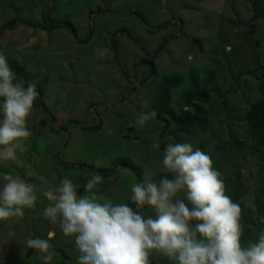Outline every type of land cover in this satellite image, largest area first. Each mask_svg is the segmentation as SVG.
<instances>
[{
  "label": "rangeland",
  "instance_id": "374dc122",
  "mask_svg": "<svg viewBox=\"0 0 264 264\" xmlns=\"http://www.w3.org/2000/svg\"><path fill=\"white\" fill-rule=\"evenodd\" d=\"M262 3L0 0V52L9 66L28 73L27 80L15 76L17 81L25 87L35 84L41 91L27 124L32 135L25 141L27 151L19 154L20 164L0 160V186L6 183L2 176L11 174L34 185L38 196L36 207L24 209L22 218L0 221V264H43L41 253L28 248L26 241L48 239L50 232L51 264H78L74 240L43 216L50 203L43 192L49 186L54 190L67 177L83 195L88 179L101 175L99 168L111 172L94 191L114 204H135L130 197L137 178L119 164L134 163L141 181L145 174L153 181L170 175L162 163L169 143H190L211 157L226 195L242 209V246L254 243L257 209L262 207L264 214V148L249 131L245 114L260 96L264 76V14L254 17ZM7 24L14 27L7 29ZM53 24L57 27L51 28ZM249 25L255 27L252 34H247ZM149 62L156 75L146 79ZM209 75L210 100L198 101L207 113L203 130L192 126L179 131L165 114L166 130L157 115L144 126L136 123L142 113H158L163 77L180 80L168 101V108L179 114L189 109L183 94L192 86L191 76L202 86ZM68 121L88 127L100 124L90 132ZM157 141L159 148L153 149ZM141 211L154 215L147 207ZM153 264L175 262L155 257Z\"/></svg>",
  "mask_w": 264,
  "mask_h": 264
},
{
  "label": "clouds",
  "instance_id": "9594fccd",
  "mask_svg": "<svg viewBox=\"0 0 264 264\" xmlns=\"http://www.w3.org/2000/svg\"><path fill=\"white\" fill-rule=\"evenodd\" d=\"M39 93L35 84L27 87L16 80L6 56L0 52V160L20 164L19 154L27 151L32 135L27 124ZM155 110L136 120L144 126L156 117ZM159 148V141L152 145ZM162 163L171 178L158 183L145 174L131 185L128 204H114L98 194L100 174L91 176L83 195L71 179L64 177L54 190L43 195L50 202L43 216L58 225L64 237L74 240L78 264H153L164 257L175 264H264V231L258 242L242 246V209L226 195L222 174L211 157L190 143L167 144ZM0 186V221L22 218L24 209L36 207V187L11 174ZM38 179L47 184L44 176ZM151 210L146 216L141 211ZM48 239L30 238L26 245L41 253L43 264L53 259Z\"/></svg>",
  "mask_w": 264,
  "mask_h": 264
},
{
  "label": "trees",
  "instance_id": "16d2710c",
  "mask_svg": "<svg viewBox=\"0 0 264 264\" xmlns=\"http://www.w3.org/2000/svg\"><path fill=\"white\" fill-rule=\"evenodd\" d=\"M257 5L256 2H253V7ZM261 11V12H259ZM260 13L264 14V4L262 3L260 5V9H257V12L254 14V17L257 18L260 15ZM64 25L70 26L68 22H64ZM236 26L243 25L241 22H236ZM14 26L12 24H7L6 28L7 29H12ZM56 28L57 25L53 24L51 25V28ZM255 31L254 25H249V30L247 34H252ZM73 34L75 35V31H73ZM192 41L197 44L198 48H201V42L197 40L196 38H192ZM259 46V42H255V48ZM149 68H148V75L146 79H150V77L156 75L155 72V65L153 62H149ZM11 69L13 70L15 76L20 77L24 80H27V74L25 71L18 70L17 67L14 65L10 64ZM264 67V66H262ZM212 81V76L209 75L205 82L203 83L202 86L199 85V83L196 81L194 76H191V82L192 86L189 91L185 92L183 94V102L186 107H189L187 110H183V108L180 110L179 114L174 113L170 108H168V101H169V92L171 88H174L178 86L180 83V80L176 79L175 76L171 77H163L161 82H160V87H159V93H158V102H159V110L157 113V119L160 120L161 122H164V127L163 129L166 130L168 127V121L170 120L178 129L179 131H187L188 128L192 126H197L200 130H203L206 123H207V113L203 107L200 106L199 102L202 103H208L210 100V89L208 88L210 82ZM140 83V82H139ZM39 94L41 95V91L37 90ZM259 91H260V96L257 99H254L252 104L250 105L249 110L245 114V120H246V125L251 132L252 136L260 142L262 145L261 147L264 148V76L262 81L259 84ZM38 105L34 103V107H37ZM163 114L167 115L168 119L164 118ZM55 118L52 117L51 122H54ZM69 124H78L75 121ZM42 124L44 126L47 125L46 120H42ZM99 122L96 125H92L90 127L84 126V125H79L81 129H84L86 131H97L99 127ZM51 129V128H50ZM66 128L61 127V131H64ZM53 131V130H52ZM54 132V131H53ZM56 133V132H55ZM120 166L126 167L130 169L133 174L136 176L137 181L141 182V177L138 171L137 166L129 161H123L119 164ZM92 169H95L94 167H91ZM97 171H101V175L105 176L107 173H110V171L97 169ZM163 178H171L170 175L163 174L161 175L158 179H156L154 182H159ZM130 207H133L135 210V204H129ZM262 207H259L257 209L256 217L258 221V226L255 229V240L254 243L258 242L259 234L260 232L264 231V214L263 211L261 210ZM61 264H68L67 260H64Z\"/></svg>",
  "mask_w": 264,
  "mask_h": 264
},
{
  "label": "water",
  "instance_id": "95a60500",
  "mask_svg": "<svg viewBox=\"0 0 264 264\" xmlns=\"http://www.w3.org/2000/svg\"><path fill=\"white\" fill-rule=\"evenodd\" d=\"M161 8V7H160Z\"/></svg>",
  "mask_w": 264,
  "mask_h": 264
}]
</instances>
